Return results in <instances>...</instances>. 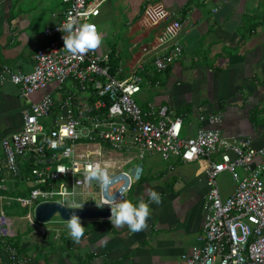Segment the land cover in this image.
Returning a JSON list of instances; mask_svg holds the SVG:
<instances>
[{
	"label": "built area",
	"instance_id": "built-area-1",
	"mask_svg": "<svg viewBox=\"0 0 264 264\" xmlns=\"http://www.w3.org/2000/svg\"><path fill=\"white\" fill-rule=\"evenodd\" d=\"M61 1L64 8L58 20L44 28L45 43L31 49L30 72L14 70L0 61V83L17 86L25 102L20 129L0 142V190H8V183L30 184L24 197L0 194V258L15 264L27 262L11 239V222L3 210L13 201L28 207L26 218L40 233L45 232L43 223L37 224L34 217L40 203H84L82 208H101L98 204L107 199L102 186L89 181L86 168L100 164L109 172L100 153L94 151L95 144L104 143L114 151L134 153L139 160L157 154L164 161H204L202 173L208 190L203 234L185 255L186 264H264V147H255L248 137L233 140L224 136L218 127L221 115L207 112L199 115L195 135L183 138L182 116L173 107L147 102L142 109L135 101L143 83L158 85V76L180 59V19L161 2L147 5L145 24H162V31L133 67L124 69L112 66L110 53H101L98 47L82 57H73L64 48L59 25L68 19L77 25L96 24L102 0ZM151 52H156L152 69L146 71L143 58ZM50 85L53 94L31 99ZM45 118L50 120L47 129L41 122ZM60 165L69 169L59 172ZM122 172L129 177V190L134 176ZM223 172L235 182L227 198L221 196L216 183ZM120 198H126V191L116 200ZM103 207L110 209L107 204Z\"/></svg>",
	"mask_w": 264,
	"mask_h": 264
},
{
	"label": "crops",
	"instance_id": "crops-1",
	"mask_svg": "<svg viewBox=\"0 0 264 264\" xmlns=\"http://www.w3.org/2000/svg\"><path fill=\"white\" fill-rule=\"evenodd\" d=\"M157 2L180 19L183 52L158 76V85H149L153 96L140 105L142 109L147 102L173 107L182 116L183 138L195 135L201 113L220 114L218 127L224 136L248 137L255 147H264V0H102L94 21L102 37L113 44L107 50L99 45L98 50L109 52L114 66L132 68L144 48L156 43L163 25L147 26L143 13ZM63 8L61 0H0V61L30 72L31 49L45 43L44 28L55 24ZM155 53L144 56L146 71L152 69ZM49 92L53 94V85L31 99L37 101ZM24 103L17 86L0 83V142L20 129ZM191 125L194 134H184ZM143 160L141 178L132 183L126 198L149 202L148 186L162 197L159 204L150 203L152 211L143 231L133 233L126 225L117 228L109 217L81 220L86 239L77 244L66 224L42 225L45 232L40 233L26 218L24 203L3 206L11 222V239L25 264H186L185 255L203 234L208 190L204 161H164L157 154ZM29 185L28 181L8 183V190L0 194L24 197ZM0 264L15 263L3 257Z\"/></svg>",
	"mask_w": 264,
	"mask_h": 264
},
{
	"label": "clouds",
	"instance_id": "clouds-1",
	"mask_svg": "<svg viewBox=\"0 0 264 264\" xmlns=\"http://www.w3.org/2000/svg\"><path fill=\"white\" fill-rule=\"evenodd\" d=\"M59 28L63 33L64 48L73 57H82L89 50L96 49L102 43V33L94 23L85 22L77 25L74 19H68L66 22L59 25ZM68 169L69 168L60 165L56 170L59 172H66ZM86 173L89 181H97L105 192H107V189L113 182L109 172L100 164L88 165ZM125 191H127V186L121 189V197H123ZM145 193L149 202H145L144 199L133 202V200L127 198H120L114 201L113 198L109 196L107 201L98 204V206L103 207L105 204L110 206L111 215L109 220L113 226L119 228L126 225L133 233L143 231L147 227L148 218L151 215L152 210L150 203L159 204L162 200L161 194L151 186L145 189ZM83 204L84 203H69L63 206L67 209H74L82 208ZM66 228L69 237L77 244L82 243L83 240L86 239V227L81 222V217L75 212H72L70 218L67 219Z\"/></svg>",
	"mask_w": 264,
	"mask_h": 264
},
{
	"label": "rangeland",
	"instance_id": "rangeland-1",
	"mask_svg": "<svg viewBox=\"0 0 264 264\" xmlns=\"http://www.w3.org/2000/svg\"><path fill=\"white\" fill-rule=\"evenodd\" d=\"M112 40L109 38H103L102 43L100 44L101 48L103 50L109 49V47H112ZM107 52V51H106ZM118 63V62H117ZM120 65V63H118ZM150 85V84H149ZM147 84H142L140 93L135 96V101L138 105H143L146 101H148L152 96V88ZM42 123H44L45 128L47 129L49 127L50 120L48 118L42 119ZM195 132V126L191 125L190 127L186 128L184 130V134H194ZM95 153H100V159L103 162V164L108 168L109 174L114 175L118 172L127 171L131 166H133L136 163H144L145 161L143 159L139 160L136 158L134 153H126V152H117L112 149H110L106 144L104 143H98L95 144ZM160 160V159H158ZM139 181V180H138ZM137 180H132L133 185L138 182ZM216 183L219 188V192L221 196L225 194H229L234 190L235 188V182L232 180L230 174L228 172L220 173L216 177ZM120 184V183H119ZM119 184H115L110 187V192H114ZM129 193V192H128ZM57 200H61L58 198ZM65 202H69V198H65ZM37 222V221H36ZM66 224L67 222H64L57 214L51 219V221L41 224L45 227L53 228V224ZM37 224H40L37 222Z\"/></svg>",
	"mask_w": 264,
	"mask_h": 264
},
{
	"label": "water",
	"instance_id": "water-1",
	"mask_svg": "<svg viewBox=\"0 0 264 264\" xmlns=\"http://www.w3.org/2000/svg\"><path fill=\"white\" fill-rule=\"evenodd\" d=\"M142 171V164L139 163L137 166H131L127 172H131L133 174L134 180H137ZM113 182L110 186L119 184L118 188L109 193V188L107 192L102 188L103 196L108 200L109 196L113 198L115 201L118 195L121 193V189L129 184V177L123 173L119 172L111 177ZM109 186V187H110ZM75 212L81 217V220H93V219H105L110 217L111 212L109 208L101 207V208H74L67 209L63 206V204L53 201V202H44L38 204L34 209V217L40 223H47L51 221V219L57 214L63 221L67 222V219L70 218V214Z\"/></svg>",
	"mask_w": 264,
	"mask_h": 264
},
{
	"label": "trees",
	"instance_id": "trees-1",
	"mask_svg": "<svg viewBox=\"0 0 264 264\" xmlns=\"http://www.w3.org/2000/svg\"><path fill=\"white\" fill-rule=\"evenodd\" d=\"M111 63H112V66H114V63H113V62H111ZM140 178H141V177H139V179H140ZM139 179H138V180H139Z\"/></svg>",
	"mask_w": 264,
	"mask_h": 264
}]
</instances>
